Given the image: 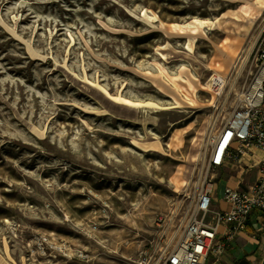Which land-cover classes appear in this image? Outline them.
I'll list each match as a JSON object with an SVG mask.
<instances>
[{
    "label": "rangeland",
    "instance_id": "rangeland-1",
    "mask_svg": "<svg viewBox=\"0 0 264 264\" xmlns=\"http://www.w3.org/2000/svg\"><path fill=\"white\" fill-rule=\"evenodd\" d=\"M255 1L0 0V264H152L236 187L209 152L257 75Z\"/></svg>",
    "mask_w": 264,
    "mask_h": 264
},
{
    "label": "built area",
    "instance_id": "built-area-1",
    "mask_svg": "<svg viewBox=\"0 0 264 264\" xmlns=\"http://www.w3.org/2000/svg\"><path fill=\"white\" fill-rule=\"evenodd\" d=\"M255 61L257 75L246 91L244 103L233 110L213 136L209 168L231 170L250 158L258 165L256 181L226 186L220 197L217 184L202 189L196 213L187 221L182 239L172 249L153 255L152 264H206L212 252L222 253L226 248L225 242H217L221 227H229L228 237L232 238L248 231L254 212L264 213V35L259 40ZM256 151L263 156H258ZM218 198L226 208L213 210Z\"/></svg>",
    "mask_w": 264,
    "mask_h": 264
},
{
    "label": "crops",
    "instance_id": "crops-1",
    "mask_svg": "<svg viewBox=\"0 0 264 264\" xmlns=\"http://www.w3.org/2000/svg\"><path fill=\"white\" fill-rule=\"evenodd\" d=\"M258 156H263L259 151H256ZM241 165H235L237 168L250 166L249 170H256V179L258 177V165L250 158L243 160ZM246 170V169H245ZM255 179V180H256ZM239 183H244V178L239 180ZM238 183V184H239ZM234 182L231 180V175L221 180L217 184L218 189L222 190L226 186H231ZM238 184L236 186H238ZM246 184V183H244ZM221 190V191H222ZM218 191V197H220ZM217 205L222 204V208H226V204L219 200ZM229 227H221L217 242H225L226 248L222 253L212 252L206 264H264V213L256 211L251 217L250 226L247 232H241L228 237Z\"/></svg>",
    "mask_w": 264,
    "mask_h": 264
},
{
    "label": "bare ground",
    "instance_id": "bare-ground-1",
    "mask_svg": "<svg viewBox=\"0 0 264 264\" xmlns=\"http://www.w3.org/2000/svg\"><path fill=\"white\" fill-rule=\"evenodd\" d=\"M264 10V0H256L254 3V7L250 8V14L248 12H245V17H249L251 15V13H253L255 11V13H261ZM237 21H239V17H236ZM196 25H198L200 28H204L207 26V28L213 29L215 26V23L213 21H203V20H199L196 19L195 23H189L187 25H174L172 27L173 30H177L180 32H186V31H190L192 30L194 27H196ZM197 39H195L194 37H191L189 39V44L188 47L191 48L192 45H194L196 43ZM230 50H233L234 47H230ZM248 56L244 59L247 60ZM211 82L213 84V86H219L221 83H223V77L222 76H213V78L211 79ZM198 140V139H197ZM197 160L196 155L193 156V161L195 162ZM256 178V170H249L245 173L244 176V183H252Z\"/></svg>",
    "mask_w": 264,
    "mask_h": 264
}]
</instances>
